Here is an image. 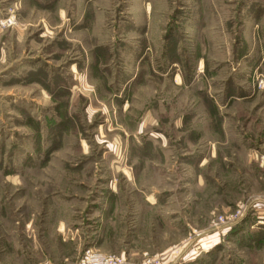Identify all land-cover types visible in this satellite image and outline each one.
I'll list each match as a JSON object with an SVG mask.
<instances>
[{
	"label": "rangeland",
	"instance_id": "1",
	"mask_svg": "<svg viewBox=\"0 0 264 264\" xmlns=\"http://www.w3.org/2000/svg\"><path fill=\"white\" fill-rule=\"evenodd\" d=\"M0 12V264H264V0Z\"/></svg>",
	"mask_w": 264,
	"mask_h": 264
},
{
	"label": "built area",
	"instance_id": "2",
	"mask_svg": "<svg viewBox=\"0 0 264 264\" xmlns=\"http://www.w3.org/2000/svg\"><path fill=\"white\" fill-rule=\"evenodd\" d=\"M15 24V20L10 17L0 22L1 28H9ZM257 220V224H264V197L244 203H239L234 209L227 213L214 216L212 220L213 227L218 231H231L243 220L249 218ZM152 264H159L157 261H151ZM79 264H125L113 256L99 255L92 251L86 252Z\"/></svg>",
	"mask_w": 264,
	"mask_h": 264
},
{
	"label": "crops",
	"instance_id": "3",
	"mask_svg": "<svg viewBox=\"0 0 264 264\" xmlns=\"http://www.w3.org/2000/svg\"><path fill=\"white\" fill-rule=\"evenodd\" d=\"M3 18V14L0 12V20Z\"/></svg>",
	"mask_w": 264,
	"mask_h": 264
}]
</instances>
